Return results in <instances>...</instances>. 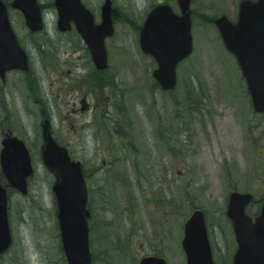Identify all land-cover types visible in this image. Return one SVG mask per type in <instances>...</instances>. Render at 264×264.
I'll return each mask as SVG.
<instances>
[{
    "label": "rangeland",
    "instance_id": "1",
    "mask_svg": "<svg viewBox=\"0 0 264 264\" xmlns=\"http://www.w3.org/2000/svg\"><path fill=\"white\" fill-rule=\"evenodd\" d=\"M87 1L93 8L104 3ZM241 1L192 0L194 50L178 67L176 89L164 92L152 76L154 61L140 49L138 31L155 4L165 2L178 9L177 0H115L121 12L109 41L106 76L119 97L105 112L123 116L121 126L116 124L119 118H110V128L121 136L113 151L99 134L94 136L96 117L88 113L80 118L87 125L78 132L72 155L83 162L85 173L90 174V163L94 164L92 264H138L156 254L169 264H185L183 226L196 208L206 214L217 264H232L229 194L239 191L264 199V114L254 111L241 70L214 25L221 15L236 20ZM39 2L45 21L40 36L25 29L19 10L10 8L9 15L31 52L37 84L47 94L54 78L48 68H54L55 57L73 56L82 81L87 62L81 58L83 44L57 35L53 0ZM12 85L14 116L0 118V132L24 139L34 174L28 195L9 190L14 245L0 256V264H67L52 191L56 175L41 159V120L33 101L37 95L30 97L19 75L12 76ZM58 132L67 135L66 125ZM261 204L251 206L248 213H259Z\"/></svg>",
    "mask_w": 264,
    "mask_h": 264
},
{
    "label": "water",
    "instance_id": "2",
    "mask_svg": "<svg viewBox=\"0 0 264 264\" xmlns=\"http://www.w3.org/2000/svg\"><path fill=\"white\" fill-rule=\"evenodd\" d=\"M191 0H178L181 15L167 4L154 7L140 32V48L157 62L153 76L164 90L177 84V66L193 51ZM61 13L62 25L73 19L88 44L98 69L108 66L104 38L113 34L110 1L103 6L101 31L94 32L91 14L79 0H55ZM12 6L23 12L32 32L41 31L43 20L37 0H14ZM86 12L84 15L83 12ZM226 49L240 66L256 112L264 113V0H243L236 22L226 16L215 20ZM0 35H4L11 50L6 69L28 70L27 56L19 46L9 25L7 10L0 0ZM3 41L0 38V42ZM46 147L42 158L46 167L57 173L53 192L58 207L60 235L68 264H91L89 248L87 187L80 162L73 161L66 149L59 147L51 135L45 133ZM3 172L10 184L22 194L27 193V179L33 174L29 151L17 138L4 141L1 153ZM251 193L232 192L227 206L237 251L234 264H264V205L254 220L246 208L253 201ZM11 244L7 217V193L0 184V254ZM182 247L186 264H214L207 235L204 212L195 210L184 224ZM139 264H167L160 257L144 258Z\"/></svg>",
    "mask_w": 264,
    "mask_h": 264
},
{
    "label": "flooded vegetation",
    "instance_id": "3",
    "mask_svg": "<svg viewBox=\"0 0 264 264\" xmlns=\"http://www.w3.org/2000/svg\"><path fill=\"white\" fill-rule=\"evenodd\" d=\"M6 2V1H5ZM82 4L91 12L92 16V24H93V31L99 32L102 29V5L96 6V8H93L91 6V3L87 0H81ZM8 8V14L9 9L11 8L10 3H5ZM112 7L114 10L113 13V27L115 30V24L116 19L119 17L121 9L116 5L115 0H112ZM56 12V18H55V28L57 35L61 37L62 39L66 40L69 43H81L83 44L84 51H82L81 58L84 59L85 62H87V65H84L86 67V77L84 81L78 79V73L75 71L78 69L77 61L74 60L73 56H69L68 59H61L60 57H55L54 59V68H48L50 74H54V78L52 80L51 86L49 88L50 93H43L41 91V87L37 84V76L33 68V59L31 52L29 51L28 47H25L22 40L20 39L19 35L17 34L14 24L12 20L10 19L9 15V22L11 25V29L15 33L17 37V41L21 48L25 51L28 57V65L29 70L22 71V70H13V69H6V66L8 64V56L10 53V46L6 40L4 42L5 37L4 35H0V38L3 40L0 42V118H3L5 120H8L11 118L10 116H14V109L12 108L11 104L13 103V85H12V76L13 75H19L22 80L24 81L25 85L27 86L28 93L31 94L30 97L37 96L33 98L34 103L39 108V117L41 120V130H42V139H43V146L41 148V151L45 147V133L47 135H51L56 143L67 149L69 154L72 156L73 149L78 144V132L82 131L83 128L87 125V123H83L80 118L82 116L88 115V113H93V118L96 117L95 123H96V129L94 128L93 134L94 136H97V134L102 137V140L113 149L115 144L117 143L116 140H118V136H121V132L112 130L110 128V118L113 119L119 118V121L116 122L119 126L122 125V118L123 116H115L114 113L110 116L105 112V109L107 108V111L109 110L111 102H117L115 97L117 92L115 86L110 81V79L106 76V74L110 70V62H111V56L109 53V41L112 37L106 38L105 43L106 47L108 49V62L109 67L107 69H97L94 63L93 56L89 50V47L86 45L75 21L73 19H70L69 24L62 28L60 26V12L59 10L55 9ZM24 24L23 26L26 27V30H29L26 26L25 19L23 20ZM45 27V25H44ZM140 30V28H139ZM5 29H1L0 32H4ZM30 31V30H29ZM32 34L31 36H40V33L34 34L30 31ZM139 33V31H138ZM155 64V63H154ZM155 69V68H154ZM153 69V70H154ZM85 70V69H84ZM153 72V71H152ZM52 100V102H51ZM57 114V116H56ZM115 116V117H114ZM58 117V118H57ZM60 122L59 126H56L57 119ZM66 125V128L68 129V136L70 137V141L66 142L65 139H67V135L60 134L58 131H61L62 128ZM95 127V125L93 124ZM102 135V136H101ZM117 135V136H114ZM112 136V140L108 139ZM10 137H17L19 139H24L19 136L15 135L14 133L10 132H0V183L3 185L7 190V196H8V217L10 221V213H9V197L10 193L9 190L13 189L9 182L7 181L6 177L3 174V167L1 163V153L4 149V141ZM106 138L107 140H104ZM25 142V141H24ZM26 144V142H25ZM27 148L30 151V148L26 144ZM76 149V148H75ZM110 148H108L109 150ZM31 153V151H30ZM74 158V157H73ZM33 160V159H32ZM92 166L90 168L91 172L88 174L85 173V179L88 187V208L91 213V217L89 219V229L90 234L92 233V225L95 224V217H96V194L94 191V179L95 174L93 173V167L94 164L90 163ZM107 163H104L106 165ZM82 165L84 167V164L82 162ZM112 165V164H111ZM95 171V168H94ZM257 201H255L256 203ZM11 222V221H10ZM94 228V227H93ZM12 232V229H11ZM12 239L14 240L13 233H12ZM235 242V239H234ZM14 243H12L11 246H13ZM11 248V247H10ZM235 248H236V242H235ZM213 255L215 262L216 255H215V249L212 246ZM8 252V251H7ZM5 254V253H4ZM3 254V255H4ZM2 256V255H1ZM150 256V255H148ZM155 256H158L157 254ZM162 256V255H159ZM146 257V256H145ZM144 258V257H143ZM231 263L233 264V256L231 259ZM217 264V263H216Z\"/></svg>",
    "mask_w": 264,
    "mask_h": 264
}]
</instances>
